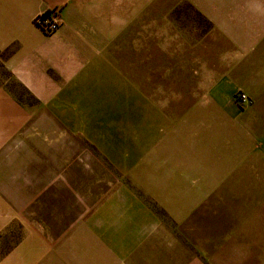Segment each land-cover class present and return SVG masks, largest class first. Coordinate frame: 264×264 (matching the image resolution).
Masks as SVG:
<instances>
[{"label":"crops","instance_id":"crops-1","mask_svg":"<svg viewBox=\"0 0 264 264\" xmlns=\"http://www.w3.org/2000/svg\"><path fill=\"white\" fill-rule=\"evenodd\" d=\"M186 1L211 25L204 35L191 28L190 57L210 59L213 51L219 60L188 69L205 77V93L175 115L130 95L121 103L128 112L113 120L125 119L141 138L131 137L129 127L110 137L112 158L127 178L111 193L95 195L93 210L80 203L8 256L0 244V264H264V0ZM171 6L0 0V52L15 78L31 91L47 92V100L65 91L119 90L111 62L119 32L140 12L149 35L151 11ZM57 7L62 25L47 35L35 20ZM182 41L179 34L159 41L158 57L168 52L162 43ZM148 43L143 36V60L150 57ZM158 72L167 73L165 67ZM236 91L252 98L248 108L238 107Z\"/></svg>","mask_w":264,"mask_h":264},{"label":"rangeland","instance_id":"rangeland-1","mask_svg":"<svg viewBox=\"0 0 264 264\" xmlns=\"http://www.w3.org/2000/svg\"><path fill=\"white\" fill-rule=\"evenodd\" d=\"M151 2L172 6L151 11L149 35L143 32L140 12L132 27L119 32L117 58L111 61L112 66L116 61L122 81L119 90L65 91L47 100V92L31 91L15 78L5 66L7 54L0 52V244L7 256L34 231L44 236L47 226H55L80 203H85L87 211L93 210L95 195L111 193L118 179L127 178L112 158L110 137L116 128L125 132L129 127L131 137L141 138L140 131L131 133L132 124L125 119L114 122L128 112L121 103L130 102V95L135 100L146 98L157 112L175 115L184 113L189 103L205 93V77L188 74V69L207 63L217 66L219 60L213 51L210 59H192L188 40L191 28L204 35L210 22L186 0ZM178 34L183 41L162 43L168 52L166 58H159L163 50L159 41ZM143 36L149 40L150 57L145 60L141 57ZM161 67L167 73L160 74ZM242 92L236 91L233 99L244 110L252 98L243 92L249 102H240ZM79 94L84 98H78ZM120 96L127 99L114 101Z\"/></svg>","mask_w":264,"mask_h":264},{"label":"built area","instance_id":"built-area-1","mask_svg":"<svg viewBox=\"0 0 264 264\" xmlns=\"http://www.w3.org/2000/svg\"><path fill=\"white\" fill-rule=\"evenodd\" d=\"M37 26L46 34L56 32L61 24V15L58 8H52L41 15L35 20ZM238 100L242 103L249 102V98L245 93H239Z\"/></svg>","mask_w":264,"mask_h":264}]
</instances>
